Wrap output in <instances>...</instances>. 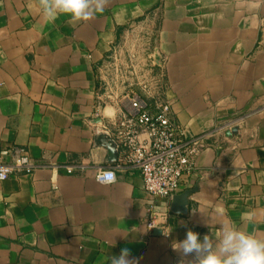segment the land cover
Segmentation results:
<instances>
[{
    "label": "crops",
    "instance_id": "1",
    "mask_svg": "<svg viewBox=\"0 0 264 264\" xmlns=\"http://www.w3.org/2000/svg\"><path fill=\"white\" fill-rule=\"evenodd\" d=\"M40 5L0 0V150L24 148L39 165L0 180V264H104L123 248L136 264H188L172 248L188 229L216 239L235 225L264 239V0H104L75 23L47 22ZM130 54L140 67L125 79ZM113 75L124 94L97 106ZM146 75L188 134L221 129L182 178L186 206L154 200L167 228L152 231L139 170L121 145L110 161L97 141L131 113V93L156 113L139 90ZM66 164L84 167H49ZM115 166V181L95 179Z\"/></svg>",
    "mask_w": 264,
    "mask_h": 264
},
{
    "label": "built area",
    "instance_id": "2",
    "mask_svg": "<svg viewBox=\"0 0 264 264\" xmlns=\"http://www.w3.org/2000/svg\"><path fill=\"white\" fill-rule=\"evenodd\" d=\"M135 73L137 72L133 69L129 71V74ZM115 74H121L117 67ZM157 82L152 76L139 81V90L143 95L155 99L156 113L147 111L141 98L131 93V113L122 114L114 121L111 137L117 146H122L123 160L139 170L143 189L153 201L146 211L145 227L148 231L167 228L166 213L157 209L154 200L158 197L171 198L180 190L182 178L195 170L197 157L207 146V139L221 130L219 128L205 134H188L171 119L169 104L154 96ZM105 84L103 93L97 98V106L105 104L106 100L113 99L115 95L108 83ZM109 135L111 136L110 133ZM37 167L39 165L33 162L24 148L8 147L0 150V180L13 175L31 174ZM49 167H61L67 173H73L84 166L66 164ZM116 167H98L95 179L101 183L115 181ZM108 173H112V180L108 179Z\"/></svg>",
    "mask_w": 264,
    "mask_h": 264
},
{
    "label": "clouds",
    "instance_id": "3",
    "mask_svg": "<svg viewBox=\"0 0 264 264\" xmlns=\"http://www.w3.org/2000/svg\"><path fill=\"white\" fill-rule=\"evenodd\" d=\"M45 20L54 22L59 16H67L71 22L88 21L104 9V0H41ZM112 180V173H108ZM173 250L191 259L188 264H264V239L240 230L235 225L222 228L219 238L201 235L188 229L182 240L172 244ZM128 248L119 255L105 258L104 264H136L130 258ZM181 264H184L181 261Z\"/></svg>",
    "mask_w": 264,
    "mask_h": 264
},
{
    "label": "water",
    "instance_id": "4",
    "mask_svg": "<svg viewBox=\"0 0 264 264\" xmlns=\"http://www.w3.org/2000/svg\"><path fill=\"white\" fill-rule=\"evenodd\" d=\"M154 58L156 59V56H154ZM157 63H159L158 61H156ZM237 129L236 127L230 129V132H235ZM97 141L99 144L104 145L107 149H108V154H109V160L113 161L116 158L117 155V144L116 142L111 138V136L107 133H100L97 136ZM191 193L190 190H186L182 193L179 194H174L172 196V200H173V205H175L177 203V205H181L184 204V206H186L187 204V197L188 195ZM181 211L179 212H185V209H180Z\"/></svg>",
    "mask_w": 264,
    "mask_h": 264
},
{
    "label": "rangeland",
    "instance_id": "5",
    "mask_svg": "<svg viewBox=\"0 0 264 264\" xmlns=\"http://www.w3.org/2000/svg\"><path fill=\"white\" fill-rule=\"evenodd\" d=\"M126 58H127L126 59V62H127L126 68H127V70L125 71V75H124L125 79H127L128 76H130V74H129V71L130 70H132L133 68L136 69V70H138V66L140 67V64H139L140 61L137 60L136 54L126 55ZM119 61H120V55L118 56V55L114 54L113 55V58H112V61H110L112 63L111 66H113V68L111 70H112V72L114 74H115V68L118 67V66L120 67V62ZM142 64H144V63L142 62ZM137 72H139V71H137ZM141 72H143V74L144 73H148L147 70H141ZM148 78L149 77L147 75L146 76H142L143 81L147 80ZM116 81H117V79L113 75V81H110L109 80V88H110V90L114 94H124L123 92L118 91V89H117L118 87H116Z\"/></svg>",
    "mask_w": 264,
    "mask_h": 264
}]
</instances>
